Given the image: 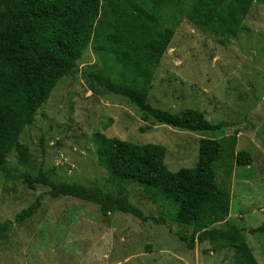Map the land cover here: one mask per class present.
<instances>
[{"label": "rangeland", "instance_id": "rangeland-1", "mask_svg": "<svg viewBox=\"0 0 264 264\" xmlns=\"http://www.w3.org/2000/svg\"><path fill=\"white\" fill-rule=\"evenodd\" d=\"M183 5L187 10L190 1ZM168 15L166 8L164 17ZM177 22L153 78L150 103L174 113L200 111L223 128L188 132L146 123L124 98L109 92L93 95L79 75L64 78L22 136L32 154L30 164L19 166L11 156L12 173L0 172V225L7 223L0 231V264H242L221 242L190 248L180 235L190 239L194 230L168 216L175 212L174 201L159 197L154 203L136 184L127 186L130 201L164 224L121 212L104 216L97 205L68 196L53 198L48 187L25 184L24 175L36 178L55 171L51 178L58 181L114 190L91 141L97 131L139 145L164 146L171 172L196 167L201 138L222 141L225 154L216 174L231 197L229 219L244 230L256 261L264 264V231L249 232L264 224V5L254 4L245 30L228 43L198 30L184 15ZM93 46L79 62V74L97 61ZM110 120L111 127L103 131ZM240 151L251 155L250 166L234 162ZM37 201L31 218L16 220Z\"/></svg>", "mask_w": 264, "mask_h": 264}, {"label": "trees", "instance_id": "trees-1", "mask_svg": "<svg viewBox=\"0 0 264 264\" xmlns=\"http://www.w3.org/2000/svg\"><path fill=\"white\" fill-rule=\"evenodd\" d=\"M189 1L184 11V0H0V172L12 173L11 156L19 166L30 164L32 154L22 142L26 128L36 121L58 84L77 75L93 95L109 92L130 102L146 123L188 132L220 131L223 123L213 124L200 111L174 113L154 107L149 97L153 78L174 38L179 16L228 43L245 30L254 4L264 5V0ZM92 43L97 61L79 74V62ZM111 124L112 120L103 131ZM91 141L114 190L58 181L51 178L55 171L41 172L36 178L24 175L25 184L30 189L48 187L53 198L68 196L97 205L104 216L121 212L164 224L165 220L147 217L130 201L127 186L136 184L154 203L159 197L174 201L175 212L168 216L194 230L190 239L180 235L190 248L221 242L242 264H258L244 230L229 219L231 197L216 174L225 154L222 141L201 138L196 167L177 172L168 169L167 149L162 145H139L101 131ZM234 162L250 166L252 157L240 151ZM39 204L20 212L16 220L31 218ZM220 224L225 227L217 229ZM6 226L0 225V231ZM263 231L264 224L249 232Z\"/></svg>", "mask_w": 264, "mask_h": 264}, {"label": "water", "instance_id": "water-1", "mask_svg": "<svg viewBox=\"0 0 264 264\" xmlns=\"http://www.w3.org/2000/svg\"><path fill=\"white\" fill-rule=\"evenodd\" d=\"M96 102H98V98H96Z\"/></svg>", "mask_w": 264, "mask_h": 264}]
</instances>
